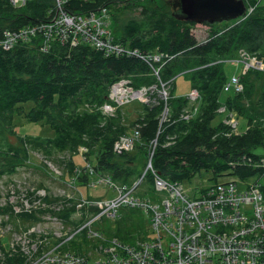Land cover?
<instances>
[{
	"label": "trees",
	"instance_id": "obj_1",
	"mask_svg": "<svg viewBox=\"0 0 264 264\" xmlns=\"http://www.w3.org/2000/svg\"><path fill=\"white\" fill-rule=\"evenodd\" d=\"M245 3L253 7L246 16L205 22L211 30L206 40L199 41L192 32L196 22L173 13L179 9V0H61V3L27 0L24 5L0 0V39L5 38L7 30L18 33L35 28L37 31L38 26L56 21L61 10L69 15L101 14L107 10L113 21L114 39L141 52L107 55L84 39L74 44V33L66 38L53 34L55 38L50 37L46 44L44 28L28 37L31 41L20 39L12 47L0 43V177L12 175L26 165L31 151L49 158L73 151L66 162L68 174L76 172V182L81 186L89 184L95 171L96 178L109 176L119 185L131 187L144 174L138 166L140 156H147L155 142L153 171L168 182L182 184L183 188L184 182L203 170L212 174L211 184L223 178L261 181L264 178V166L260 164L264 157V71H241L242 91H231L222 97L224 85L231 78L225 71L227 61L258 56L264 63V3L260 0H245ZM131 11L137 15L120 20L121 15ZM181 73L188 75L192 88L198 91V106L193 105L188 95L173 94L174 78ZM121 79L129 80L135 90L155 89L151 94L154 100L141 101L135 109L137 117L128 123L123 106L110 98L112 85ZM163 87L167 89V99L158 95ZM107 104L115 107L114 115L105 113ZM221 107L228 114L214 124ZM232 112L247 120L245 131L236 132L226 122L225 118ZM17 115L34 123L44 121L53 135L19 134ZM134 129L140 135L135 147L117 151L116 142ZM10 135L20 141L10 143ZM79 146L87 148L85 161L90 162L92 172L86 170V165L76 167L73 157L78 155ZM147 162L143 165L147 166ZM153 171L147 169L134 193L141 199L160 202L165 192L156 189ZM143 185L148 188L143 190ZM184 192L190 199L200 193L189 194L185 188ZM48 197L49 194L45 197L47 203ZM69 200L74 205L65 206L58 214L74 223V231L100 212L93 204L88 210V205L81 204L83 216L73 218L78 200ZM5 207L0 206V214L8 212L3 210ZM10 207L12 212L11 203ZM18 215L35 218L33 213ZM141 215L151 222L150 212L139 206L124 205L114 217L113 226L103 232L125 242L147 238L152 227L147 233L138 219ZM84 216L89 218L86 222ZM79 233L89 240L84 228L66 242L58 240L55 246L61 251L80 253L96 247V241L91 245L87 242V245H69ZM25 260L19 251L5 252V260H0V264H25Z\"/></svg>",
	"mask_w": 264,
	"mask_h": 264
},
{
	"label": "built area",
	"instance_id": "obj_2",
	"mask_svg": "<svg viewBox=\"0 0 264 264\" xmlns=\"http://www.w3.org/2000/svg\"><path fill=\"white\" fill-rule=\"evenodd\" d=\"M11 1L15 5H24L27 0ZM252 9L247 5V14ZM109 17L105 10L101 14L90 15L61 12L56 21L38 26L37 31L45 29L46 44L55 34L59 38H66L69 33H74V44L78 39H84L93 47L103 49L107 55L123 52L141 54L138 49L132 50L123 42L114 40L106 28ZM37 31L35 28L22 29L18 33L7 30L0 43L12 47L20 39L31 41V36ZM154 58L159 60L158 56ZM231 78L224 85V90L242 91L239 76ZM123 83L127 85L124 87ZM195 92L198 93L196 89ZM195 92L191 96L193 100L197 97ZM140 95L127 79L114 83L110 92V98L117 103H122L127 96L133 98ZM105 109L113 110L114 107L107 104ZM139 139V130L134 129L132 133L122 136L115 148L119 152L130 151ZM155 146V142L150 146L151 157L147 169H153ZM260 164L264 166V157ZM143 176L131 187L119 185L109 176L97 177L95 186L108 185L118 191V196L92 202L100 212L77 230H73L75 227L70 229L67 237L71 239L85 228L87 238L98 243L95 248L80 253L61 251L55 246L27 264H264V191L261 181L230 178L203 187L197 198L190 199L182 184L168 182L155 173L154 185L165 193L160 202H152L134 193ZM124 205L139 206L150 212L152 234L149 237L125 242L116 236H107L102 230L92 229V225L105 216L114 219ZM63 228L65 226L60 229Z\"/></svg>",
	"mask_w": 264,
	"mask_h": 264
},
{
	"label": "rangeland",
	"instance_id": "obj_3",
	"mask_svg": "<svg viewBox=\"0 0 264 264\" xmlns=\"http://www.w3.org/2000/svg\"><path fill=\"white\" fill-rule=\"evenodd\" d=\"M260 2L264 3V0H260ZM58 3H61V1ZM162 5L163 3L161 2V6ZM169 10H171V8ZM106 12L108 11L105 10V13ZM136 15V12H127L120 16V20L126 21V19L133 18ZM112 25L113 21L110 15L109 26H106V28L110 35L114 36L112 31L113 27H111ZM210 30L209 25L205 23H196L192 32L197 40L204 41L208 38ZM251 69L256 72L264 71V63L258 56L242 57L235 61H227L225 64V71L229 78L234 75L239 76L241 71L246 72ZM231 80L232 78L228 80V82ZM123 85L125 87L127 84L123 83ZM141 89L144 91L143 95L134 96L133 98L127 96L122 103H118L119 106H123L125 110L127 123L137 117L135 109L141 101L149 102L150 100H154V98L151 97V94L155 92L153 87L149 89ZM228 90H230V88ZM228 90L223 91L222 97H225L231 92ZM193 92H195V90L192 88L191 81L187 74L181 73L174 78V95H188L191 98ZM195 94L198 97V93L195 92ZM158 95L161 98L163 97L167 99V89H164L163 87L158 91ZM196 98L194 100L192 99L194 106H198L199 104V98ZM26 107H30V104H27ZM219 112L221 114L217 115L214 124L228 114L224 109H219ZM105 113L114 115L115 107L113 110L105 109ZM232 113H230V116H228L227 119L225 118L226 122L234 126L236 132L245 131L247 129V120L242 116H238L235 112ZM15 121L17 123V132L23 134V136L25 134L52 136L54 133L44 121L34 123L18 115L16 116ZM132 132L133 131L130 133ZM9 141L12 144H16L20 140L17 136L10 135ZM86 149L85 146H79L76 150L78 155H75L73 159L77 165L76 167L79 166L82 168L86 165V170H91L92 172L93 168L91 167L90 162L85 161ZM150 151L149 148L147 156L146 154L140 156L142 160L141 164L138 166L143 170L144 174L147 171L146 167H148V165L144 166L143 164L147 161V164H149L151 157ZM71 153H73V151L59 153L56 156L49 158L44 156L41 152L31 151L29 159L26 161V165L20 166L18 171L12 175H4L3 177H0V206H6L3 210H8L6 214H0V260H5V252H11L12 254V252L19 251L24 258H26L24 263L27 264L34 258H38L44 252L52 249V247H55V243L58 240L63 239V242L70 240L67 239L70 234L69 231L76 226L74 223L66 221L64 217L58 214V212L65 206L70 207V205H74V202H71L69 198H74L76 201L78 200V203L76 204L77 210L73 212L74 214L72 215L73 218H75L77 216H83V211L80 208L81 204L88 205V207H86V210H88L89 205L92 202H95V200H107L118 196V191L108 185H103L100 188L95 186L97 179L95 171L92 172L91 175L95 176H91L88 185L81 186L79 182H76L78 176L77 173L72 172L69 175L68 167L66 165ZM150 169L153 171L152 168ZM211 175L210 172L205 170L199 172L191 180L183 183L185 190L189 194H192L193 192H198L202 187L212 185V180L210 178ZM225 180H228V178H223L220 181ZM261 181L264 182V178H262ZM147 188L143 185V190H146ZM47 194H49V203L45 201ZM10 203L12 204V212L9 210L11 208ZM23 212H27L28 215L33 213L35 214V218L18 215ZM110 218L111 217L104 218L103 220L96 222L92 225V229L105 231V228L112 227L115 221ZM83 219L85 220L84 222H86L89 218L87 219V216H84ZM138 219L143 222V227L148 233L151 230V222L148 217L146 215H141ZM61 226H65V228L60 229ZM86 242L88 245L94 244V242L86 240L81 233H79L75 238V242H69V245H73V243L87 245Z\"/></svg>",
	"mask_w": 264,
	"mask_h": 264
},
{
	"label": "water",
	"instance_id": "obj_4",
	"mask_svg": "<svg viewBox=\"0 0 264 264\" xmlns=\"http://www.w3.org/2000/svg\"><path fill=\"white\" fill-rule=\"evenodd\" d=\"M173 13L191 22L215 23L246 15L247 5L244 0H179ZM139 93L143 95V89Z\"/></svg>",
	"mask_w": 264,
	"mask_h": 264
},
{
	"label": "clouds",
	"instance_id": "obj_5",
	"mask_svg": "<svg viewBox=\"0 0 264 264\" xmlns=\"http://www.w3.org/2000/svg\"><path fill=\"white\" fill-rule=\"evenodd\" d=\"M145 88V87H144ZM145 89H147V88H145ZM139 90H141V89H139ZM195 90V89H194Z\"/></svg>",
	"mask_w": 264,
	"mask_h": 264
}]
</instances>
